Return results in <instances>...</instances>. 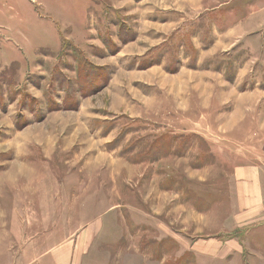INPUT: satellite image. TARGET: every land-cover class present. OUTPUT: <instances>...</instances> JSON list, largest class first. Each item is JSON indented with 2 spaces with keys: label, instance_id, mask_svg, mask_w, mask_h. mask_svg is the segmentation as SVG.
Here are the masks:
<instances>
[{
  "label": "rangeland",
  "instance_id": "1",
  "mask_svg": "<svg viewBox=\"0 0 264 264\" xmlns=\"http://www.w3.org/2000/svg\"><path fill=\"white\" fill-rule=\"evenodd\" d=\"M64 247L264 264V0H0V264Z\"/></svg>",
  "mask_w": 264,
  "mask_h": 264
},
{
  "label": "crops",
  "instance_id": "2",
  "mask_svg": "<svg viewBox=\"0 0 264 264\" xmlns=\"http://www.w3.org/2000/svg\"><path fill=\"white\" fill-rule=\"evenodd\" d=\"M11 255H14V252ZM19 255H18L19 258L17 257V262L18 264H23L24 260H27V257L23 253H20V251H19ZM22 256H23V259H22ZM41 262L42 264H69L70 263V250L67 247L58 248L52 253L50 257L46 259L42 258Z\"/></svg>",
  "mask_w": 264,
  "mask_h": 264
}]
</instances>
